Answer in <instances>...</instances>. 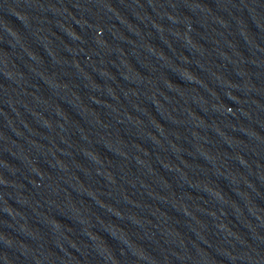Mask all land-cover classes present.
Segmentation results:
<instances>
[{
  "label": "water",
  "instance_id": "water-1",
  "mask_svg": "<svg viewBox=\"0 0 264 264\" xmlns=\"http://www.w3.org/2000/svg\"><path fill=\"white\" fill-rule=\"evenodd\" d=\"M0 264H264V0H0Z\"/></svg>",
  "mask_w": 264,
  "mask_h": 264
}]
</instances>
